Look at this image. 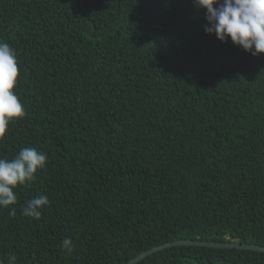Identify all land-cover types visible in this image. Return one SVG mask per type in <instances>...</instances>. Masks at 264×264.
I'll return each instance as SVG.
<instances>
[{"label":"trees","instance_id":"trees-1","mask_svg":"<svg viewBox=\"0 0 264 264\" xmlns=\"http://www.w3.org/2000/svg\"><path fill=\"white\" fill-rule=\"evenodd\" d=\"M206 24L194 0H0L26 111L0 158L48 157L15 189V216L0 209V261L125 264L179 240L264 246V55ZM38 195L40 220L23 216ZM136 264H264V253L173 246Z\"/></svg>","mask_w":264,"mask_h":264},{"label":"clouds","instance_id":"clouds-1","mask_svg":"<svg viewBox=\"0 0 264 264\" xmlns=\"http://www.w3.org/2000/svg\"><path fill=\"white\" fill-rule=\"evenodd\" d=\"M195 7L205 12V32L221 42L229 40L254 57L264 55V0H194ZM20 71L15 50L0 41V140L12 122L23 119L26 111L14 91ZM47 154L33 147L22 148L12 159L0 158V209H9L15 216L17 186L30 187L38 172L46 167ZM49 205L46 195H38L21 209L25 217L40 220L42 210ZM61 247L68 254L74 251L71 238ZM8 264H17L14 253L8 254ZM0 264H4L0 261Z\"/></svg>","mask_w":264,"mask_h":264},{"label":"water","instance_id":"water-1","mask_svg":"<svg viewBox=\"0 0 264 264\" xmlns=\"http://www.w3.org/2000/svg\"><path fill=\"white\" fill-rule=\"evenodd\" d=\"M173 246H197L213 249H238V250H249L254 252L264 253V246H258L255 244H245L239 242H229V243H216V242H206V241H190V240H179L162 245L154 246L146 251L141 252L136 257L132 258L125 264H136L143 260L147 256H150L158 251H162Z\"/></svg>","mask_w":264,"mask_h":264}]
</instances>
